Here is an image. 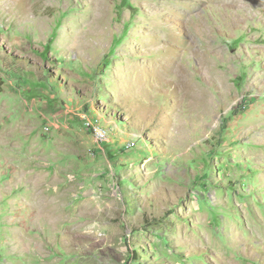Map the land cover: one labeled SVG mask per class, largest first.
<instances>
[{"label":"rangeland","instance_id":"rangeland-1","mask_svg":"<svg viewBox=\"0 0 264 264\" xmlns=\"http://www.w3.org/2000/svg\"><path fill=\"white\" fill-rule=\"evenodd\" d=\"M0 264H264V0H0Z\"/></svg>","mask_w":264,"mask_h":264},{"label":"built area","instance_id":"built-area-1","mask_svg":"<svg viewBox=\"0 0 264 264\" xmlns=\"http://www.w3.org/2000/svg\"><path fill=\"white\" fill-rule=\"evenodd\" d=\"M87 126L94 130V134L97 137L99 143L107 141V138H104L100 135V128L98 125L92 124L89 118L87 119Z\"/></svg>","mask_w":264,"mask_h":264},{"label":"clouds","instance_id":"clouds-1","mask_svg":"<svg viewBox=\"0 0 264 264\" xmlns=\"http://www.w3.org/2000/svg\"><path fill=\"white\" fill-rule=\"evenodd\" d=\"M88 118H86V120H87ZM100 119V118H99ZM101 123V122H100ZM102 124V123H101ZM104 127H106L105 125H103ZM89 127V126H88ZM90 128V127H89ZM92 129V128H91ZM93 130V129H92ZM108 130H109V128H108ZM109 132H110V130H109ZM93 133H94V130H93ZM95 135V134H94ZM108 141V140H107ZM104 142H106V141H104ZM104 142H102V143H99L100 145L101 144H103Z\"/></svg>","mask_w":264,"mask_h":264},{"label":"bare ground","instance_id":"bare-ground-1","mask_svg":"<svg viewBox=\"0 0 264 264\" xmlns=\"http://www.w3.org/2000/svg\"><path fill=\"white\" fill-rule=\"evenodd\" d=\"M104 134V133H103Z\"/></svg>","mask_w":264,"mask_h":264}]
</instances>
